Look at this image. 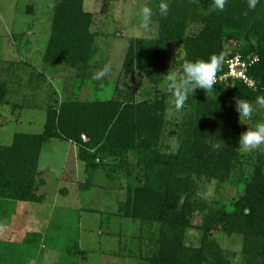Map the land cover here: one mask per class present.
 I'll return each instance as SVG.
<instances>
[{
	"label": "trees",
	"instance_id": "16d2710c",
	"mask_svg": "<svg viewBox=\"0 0 264 264\" xmlns=\"http://www.w3.org/2000/svg\"><path fill=\"white\" fill-rule=\"evenodd\" d=\"M197 15L203 25L197 33L188 35L190 18ZM94 18L93 12L84 8V0H56L43 62L71 65L83 71L82 82L92 79L99 69L92 63L97 50L96 33L91 28ZM230 39L239 46L226 54L224 43ZM173 44H178L174 51L178 64L183 59L222 56L217 75L226 70L229 55L257 54L259 60L249 72L255 87L241 80L223 81L213 86L211 96L189 95L187 101L194 110L178 125L179 147L173 153L159 150L168 124L165 94L138 101L131 95L124 99L75 98L57 106L50 103L42 132H16L11 144H0V206L3 199L44 200L45 195L39 193L44 183L38 179L39 158L51 139L77 144V156L85 163L87 188L99 168L111 176L114 167L125 169L129 153L135 152L143 181L127 185L126 199L119 210L121 216L146 225L143 237L147 241H140L145 264H233L212 237L213 229L242 235L247 264H264V152L255 151L252 174L232 210L219 201L206 205L196 196L197 180L226 182L242 162V132L232 101L239 98L256 102L257 96L264 95V0H259L255 9L248 8L247 0H227L223 11L213 7V0H172L167 16L159 18L154 39L130 41L122 68L131 78L138 74L153 85L160 84ZM180 47L183 58L176 55ZM8 91V83L0 80V103L8 102ZM212 119L213 133L209 134ZM125 174L131 177L134 171L129 168ZM196 213L202 218L199 226L192 221ZM195 226L201 230L199 246L187 243L188 231ZM74 246L75 252H83L77 241Z\"/></svg>",
	"mask_w": 264,
	"mask_h": 264
},
{
	"label": "rangeland",
	"instance_id": "374dc122",
	"mask_svg": "<svg viewBox=\"0 0 264 264\" xmlns=\"http://www.w3.org/2000/svg\"><path fill=\"white\" fill-rule=\"evenodd\" d=\"M55 2L0 0V80L8 83L9 90L8 102L0 103V144H11L16 132H42L50 103L57 106L75 98L124 99L131 95L138 101L165 94L168 124L161 136L159 150L175 152L179 147L176 141L178 125L186 114L193 112V106L186 101L181 110L175 109L167 92L165 76L160 84L153 85L146 76L135 74L131 78L122 68L130 41L156 37L161 0H84V8L95 16L91 28L96 33L97 50L92 63L98 64L99 69L105 64L112 67L111 73L102 81L89 78L85 82H82V70L68 64L43 62ZM165 2L169 5L172 0ZM144 5L153 9L150 30L140 27L138 12ZM202 25L203 20L198 15L192 16L187 34L197 33ZM177 46L173 44L166 56L164 75L169 70L178 73L181 70L182 64L174 60ZM224 46L228 54L238 48L239 42L226 40ZM203 93L205 90L197 88L189 95ZM235 103L232 101L234 107ZM250 103L254 108L251 119L238 121L242 133L247 128H254L258 121H264V109L256 102ZM209 123L211 134L214 120ZM83 139L87 140V137L83 136ZM243 153L242 162L237 164L238 168L228 181L206 178L196 181V196L206 205L219 201L230 211L233 203L244 194L254 168L255 151ZM77 154V144L51 139L40 158L38 179H43L44 183H41L39 193L45 195L44 201L3 199L0 206V264H145L140 241L145 239L146 225L121 216L119 210L126 199L127 185L143 181L137 153L130 152L125 169L114 167L111 176L106 174V169L99 168L88 188L85 186L88 181L85 163ZM129 168L134 171L131 177L125 174ZM209 210L207 207L206 211ZM201 219L196 213L192 221L199 226ZM196 226L188 231L187 243L199 246L201 230ZM211 233L224 256L233 264H247L242 252V235L228 234L220 229H213ZM75 241L82 253L75 252Z\"/></svg>",
	"mask_w": 264,
	"mask_h": 264
},
{
	"label": "clouds",
	"instance_id": "9594fccd",
	"mask_svg": "<svg viewBox=\"0 0 264 264\" xmlns=\"http://www.w3.org/2000/svg\"><path fill=\"white\" fill-rule=\"evenodd\" d=\"M194 2V0H193ZM259 0H247L248 8L255 9ZM227 0H213V7L223 11ZM160 15L167 16L168 4L165 0H161L158 4ZM247 15V12L244 13ZM140 18V27L144 30H150L153 9L144 5L140 7L138 12ZM179 51V50H178ZM179 58L184 57L183 51ZM223 58L213 54L209 59H197L194 61L183 59L180 72L168 71L165 76L167 82V92L171 97V103L176 110H181L188 99L189 94L199 88L206 91L208 94L214 89L217 84V72L222 66ZM112 71L110 64H105L102 68L93 73L92 79L100 81L105 79ZM256 104L264 109V95L256 97ZM236 111L239 114V120L242 123L244 120L251 119L254 108L253 105L244 99H236ZM239 148L242 152H252L259 150L264 152V121H258L254 128H247L246 131L240 134Z\"/></svg>",
	"mask_w": 264,
	"mask_h": 264
},
{
	"label": "built area",
	"instance_id": "2783aa9c",
	"mask_svg": "<svg viewBox=\"0 0 264 264\" xmlns=\"http://www.w3.org/2000/svg\"><path fill=\"white\" fill-rule=\"evenodd\" d=\"M258 60L257 54L245 56L241 53H235L229 55L225 60L226 70L217 75V82L241 80L249 87H255V80L249 72Z\"/></svg>",
	"mask_w": 264,
	"mask_h": 264
},
{
	"label": "water",
	"instance_id": "95a60500",
	"mask_svg": "<svg viewBox=\"0 0 264 264\" xmlns=\"http://www.w3.org/2000/svg\"><path fill=\"white\" fill-rule=\"evenodd\" d=\"M179 50V51H178ZM177 51H176V55L179 57V55H181L182 53V51H183V53H184V50L182 49V48H179Z\"/></svg>",
	"mask_w": 264,
	"mask_h": 264
},
{
	"label": "crops",
	"instance_id": "0c3cea01",
	"mask_svg": "<svg viewBox=\"0 0 264 264\" xmlns=\"http://www.w3.org/2000/svg\"><path fill=\"white\" fill-rule=\"evenodd\" d=\"M44 149V148H43ZM43 151V150H42ZM40 158H41V155H40ZM40 158H39V167H40ZM39 171V170H38ZM38 174H39V172H38ZM45 199V198H44ZM44 201V200H43Z\"/></svg>",
	"mask_w": 264,
	"mask_h": 264
}]
</instances>
